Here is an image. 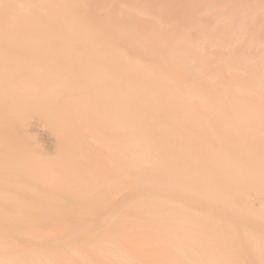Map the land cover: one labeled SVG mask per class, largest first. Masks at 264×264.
<instances>
[{"label": "bare ground", "instance_id": "6f19581e", "mask_svg": "<svg viewBox=\"0 0 264 264\" xmlns=\"http://www.w3.org/2000/svg\"><path fill=\"white\" fill-rule=\"evenodd\" d=\"M161 3L162 20L145 21L149 0H0V171L19 174L1 179L18 195L37 199L27 205L0 187V201L11 207L0 204V225L10 227L0 233V264H12V253L22 264H88L87 250L107 264H247L248 255L264 264V60L261 67L255 62L252 89L240 86L248 79L242 69L225 81L221 75L206 81L211 95L189 88L166 70L198 78V65L184 60L188 55L201 60L202 53L182 52L176 38L158 28L167 13L190 21L182 8ZM100 13L111 19L93 23ZM58 22L61 28L54 27ZM143 22L157 28L138 29ZM228 23L223 20L220 27L230 28ZM223 71L217 68L215 74ZM222 82L238 86L221 89ZM9 87L28 91H2ZM64 93L70 102L61 100ZM190 93L205 99L204 111ZM241 96L253 99L247 104ZM21 115L35 118L36 128L47 124V117L63 121L42 132L49 150L60 153L51 176L21 133ZM68 121L77 123L70 129L81 125L88 132L84 138L92 135L96 149L76 134L80 130L67 131ZM84 150L82 164L76 154ZM31 182L50 190L61 208H44L41 202L48 198ZM61 184L71 186L63 195ZM126 185L121 214L111 217L108 227L99 223L114 207L110 195ZM29 216L60 227L62 235L38 232ZM9 236L44 245L83 244L73 256L59 257L19 249Z\"/></svg>", "mask_w": 264, "mask_h": 264}, {"label": "rangeland", "instance_id": "374dc122", "mask_svg": "<svg viewBox=\"0 0 264 264\" xmlns=\"http://www.w3.org/2000/svg\"><path fill=\"white\" fill-rule=\"evenodd\" d=\"M161 1L162 0H149L150 8H147V9H149V11H147L146 14L142 15L144 18H146L145 21L151 20L153 18H159V19L162 20V16H163V14L165 12H164V7L162 6ZM167 1L169 2L170 6H177L179 9L182 8L181 9V11H183L182 14L183 13L184 14L188 13L189 15H187V17L189 18L190 21L188 23H185L181 18H177V17H173L171 19L170 14L167 13L166 17L164 18V20H166V21H164L165 22L164 25L160 24V26H158V28H162V27L165 28L164 31H165V33L167 35H170V36H173L174 38H176L177 46L182 52L186 53V50L188 48H191L194 51L196 50V51L201 52L202 53L201 58L203 57V59H204V60L203 59L200 60L197 57L188 55L186 57V59H185L186 61L184 60V62H186L188 64H191L193 66L195 64L198 65V67H199L198 69H200L198 78L187 77L186 75H184L182 73H177V72L176 73H172L169 70L168 71L166 70V72H168L167 75L173 74L174 76H176L179 79V81L182 84L190 85V86H188L189 88L190 87H191V89L195 88L200 93H203L205 95H211V91L209 90L206 81L216 82L217 81V77H219L220 75L221 76L219 78H223L224 81H225L227 79H230L233 75H236L237 74V70L242 69V71H243L242 75L248 77V79L244 82V84H241L240 86L243 89H246V88L252 89L253 86H252V83L250 84V81H253V83H254V76L257 75V72H256L257 71V67L256 66L260 63V67H261V65H262L261 61L264 60L263 59L264 57L261 59V56H260V55H262V52L264 51V0H245V1L244 0H237V3H236V0H167ZM234 1H235V3H234ZM191 6L193 7V9H192ZM91 19H94L92 22L95 23V21H97V20H103V19H109L110 20L111 18H110V16H105L104 13H100L99 16H94V18H91ZM212 20H213V23H212ZM223 20H226L227 22H229L228 24H229L230 28H222V27H220V25H222V23H223ZM218 21H220V23ZM215 24H217V25H215ZM92 25H94V24H92ZM62 26H63V24L61 22H58L56 25H54L55 28H61ZM138 27H139L138 29H142L143 31L146 28H150V27L151 28H157L155 24L154 25H152V24L149 25V23H145V22H143L141 25H138ZM224 30H226V31H224ZM249 30H250V32H249ZM226 32H227V34H224ZM234 32L236 33V35H235ZM223 37H226V38H223ZM188 39L189 40L192 39L191 43L188 42L189 41ZM223 39H226V40L223 41ZM227 39H228V41H227ZM229 39L232 40V41L230 42ZM252 39H254V40H252ZM249 43H251V44H249ZM184 47H186V48H184ZM249 48H251V49H249ZM244 49H246V50H244ZM258 49L260 51H258ZM234 53H235V57H233ZM255 53H256V55H255ZM237 54H238V56H237ZM228 57H229V60L228 59L225 60ZM238 58L240 60L243 59V62L240 61V64H239V59ZM237 59H238V61H237ZM259 59H261V60H259ZM245 61H249L251 64L247 63L246 65H244ZM200 62H202V63H200ZM226 62L227 63L229 62L228 66L233 70V72H232L231 69L230 70L226 69V67H227V65H225ZM255 62L258 63V64H256ZM220 67H221V69H220ZM211 68H213V69H211ZM217 68H218V70H221V72H222V70H224L223 73L222 74L221 73L220 74H218V73L215 74L216 73L215 71L217 70ZM244 76H242V77H244ZM181 77H182V79H180ZM201 79H203V81H204L203 83H202ZM14 85H16V84L14 83ZM228 86L229 85L226 82H224V83L222 82L220 84V88L221 89H225ZM234 86H238V85H233L231 87L233 88ZM19 88L20 87H18L17 91L20 92V93H24V91H28V90L24 89L23 87L22 88L24 90L22 88H20V89ZM5 89H3L2 91H4V92L10 91V92H13V93L17 92L15 90L17 88H15V87H14L13 90H12V87H11L12 91L10 90V87L7 88L6 91H5ZM42 89H43V91L41 90V88L39 89V90H41V91H39L40 93H45V92L48 91V89H44V88H42ZM64 94H65V96H64ZM64 94H62L60 96L61 100L62 101L65 100L67 102H70V101H68V99L69 100L71 99L69 94H67V93H64ZM190 95H191V97L193 99L198 101L199 107L201 106L200 109L204 111L206 109L205 99H204V101H202V99H201L202 97L200 98L199 95H197L195 93H192V94L190 93ZM262 97L264 98V89L262 90V95L260 97V101H261L260 104L263 107L264 99ZM241 98H242V96H241ZM244 99H245V102L247 101L246 103L248 104L249 101H251V99H253V98H251L249 96H246V97H244ZM21 119H22V122L25 124V130H24V127H23L22 132H21L22 135H26L27 134L26 135V137H28L27 139H31L32 140V141L29 140V142H33L32 143L33 145L31 144L32 147L30 145V149H32L34 152L38 151L37 152L38 153L37 156L42 160V162L45 163V164L43 163L44 166L47 168V171L49 170L47 173L51 176V174L55 172L56 167L54 166V163H55V160H57V158L60 155V153H58L59 151L49 150L50 142L46 138H44L42 136V132H48L49 129H50L49 125H53V126H55V128L59 127L61 124H63V121L59 120L58 118H55V120H53L54 118L53 119L50 118V120H53V121L49 122V118L47 117L45 119V120L48 121L47 124L43 123V126H41L39 128H36V127L33 126V124L36 121L35 118H31V117L26 116V115L24 117V115H21ZM71 122L74 123L75 121H68L69 124L67 122H64V124L67 123L66 125H68L67 131H69V130L72 131L74 128H76V129L73 130L74 133L76 132V130H80V132H76L77 135L81 134L83 138H84V136H87L88 132L83 131L84 128L81 127V125H78L79 129H77V126H76L77 123L76 122L74 123L76 125L73 124L72 129H70L71 127L69 128V125L71 124ZM82 128H83V130H82ZM91 136L92 135L88 136V138L85 137L84 141H85V139L87 140L86 143L88 141H90V142L87 143V145L89 147H91V148H93V145H94V148L96 149L97 145H95L93 143V141L91 139ZM102 138H104V137H102ZM261 140H262V144H261L262 153L260 154L261 155L260 158H261V162L263 161V166H264V135H261ZM46 150H47V152H46ZM86 154L88 155V152L86 153L85 150L82 151V152L80 151V152H78V154H76V156L80 157V158H78V157L77 158L82 162V164H84V161L86 162V159H87L85 157ZM90 155H91V153H89V156ZM262 156H263V159H262ZM79 160H77V161H79ZM80 161H79V163H81ZM64 165H66V164H64ZM69 172H70V170H69ZM16 174L17 173L13 172V170H11V171H9L7 173L4 172V171H0V175H2V176H0V187L2 189H6L5 191H8L10 194L15 195L17 193L16 194L17 197L22 202L24 201L27 205L28 204H30L31 206L34 205L35 201L37 200V199H35L34 195H31V194H26L25 195L24 193H21V194L18 195V192L12 190L11 188H8L7 186H4V183L2 182L3 181L2 179L4 177L5 178L7 177V179H8V177H9V179H15L19 175V174H17V175ZM3 175H5V176L3 177ZM73 175H75L74 172H73ZM1 177H3V178L1 179ZM25 180L29 182L28 179L25 178ZM31 184L35 185L34 187L36 189L44 190V192L46 193V194L43 193L42 196H44V197H46L48 199L44 200L46 202L43 201L44 204H43V202H41V204L43 205L44 208H47L48 211H49V209H50V211H57V210H59L61 208V207H59V206H61V204L57 203L58 199L57 198L56 199L51 198L49 196V195H52L49 192L50 190L45 189L44 185L40 184L39 182H31ZM61 185H60V188L65 189V190L67 188L66 191L62 190V189L58 190L59 193L61 195H63V193H66L68 191V188H70L71 186L68 187L67 184H64V186H63V184H61ZM65 186H66V188H64ZM125 187L127 188V185L124 186V188ZM122 188L123 187H121L119 189L120 191L117 190V191H119L121 193L115 191L114 194L110 195L111 197L109 196L111 199L113 197L115 202L113 200H111V201H113V203H115V204H114V207H112L111 212L107 211L108 213H106L105 216L102 218V220H100L99 223H102L104 226L108 227L109 223L111 222V217L118 216L119 214H121V213L117 214L118 211L121 212L124 209V204H122V202H123V198L122 197L128 192V190H130V188L128 186V188H127L128 190L125 188L126 189L125 191L123 190L124 188L123 189ZM11 190H12V193H11ZM60 190H62V191H60ZM115 194H118L119 197L117 195H115ZM20 195H22V196H20ZM121 198H122V200H121ZM119 200H120V202H119ZM37 203H38V201H37ZM55 203H57V204H55ZM254 203H257L255 205V207L257 209L260 208L258 202H254ZM0 204L4 205L5 207L9 206V208H11L10 205H6L4 203V201H0ZM62 204H64V203H62ZM129 205H131V203ZM49 207H51V208H49ZM54 207H55V209H54ZM120 207H121V209H120ZM23 213H24V215H23ZM23 213H21L22 216H25V217L28 216V213H27V215H25L26 214L25 212H23ZM31 217L32 216H29L27 218L28 219H33L34 222L36 221L35 223L38 226L41 224V226H40L41 228L40 227L38 228V226H34V229L38 230V232H40V233L44 232V234H47L49 232L48 235L51 236V237H57V236H59V234L62 235V233H61L62 231H60V229H61L60 227L57 226V229H56V225H51V224H48L49 225V227H48L45 223H44L45 224L44 225V224H42L40 222L38 223L37 220H34V219H36L35 217H32V218ZM50 226L54 227L56 229V231H55L54 228H52ZM5 227L6 226L2 227L0 225V233H2L4 231L7 232L6 229L9 226H7L6 228ZM3 228H4V230H3ZM39 229H43V231H41ZM253 229L258 230L255 227H253ZM58 231H60V233H58ZM6 232L4 234H6V236H7ZM9 237L10 238H8L7 241L10 244H15L17 247H19V249L30 250V248L32 247L33 250H31V251H35L34 248H36L37 249L36 251H38L39 253L43 251L42 253L45 252L46 254H51L53 256H59V257L64 256L63 254H65V255L68 254V255L71 256L72 253L74 252V248L76 247V245L81 246L83 244L82 241H79V242H76L75 246L73 244L72 247L70 245H64V244L62 245V244L53 243V242H50V243L48 242L50 245H48V244L44 245V243H42L40 241L32 240V239H26L25 240L23 238H18L17 236L16 237L15 236H13V237L9 236ZM42 245H44V246L42 247ZM46 245H48V246H46ZM159 245H160V248H162L161 247L162 245L160 243L158 245L156 243V246L154 245L155 249L158 248V250H160ZM68 246H70L71 248L68 247ZM67 247H68L69 250L67 249ZM38 249H40V251ZM68 251H70V253ZM87 251L89 252V256H90V261L88 262V264H90V262L92 264H107L96 253L92 252L91 250H87ZM160 253H163V252H160ZM147 255H148V259H146V260H150V255L149 254H147ZM9 256L12 257L11 258L12 259V264H22L23 258L20 257L19 254H13L12 253ZM137 262L138 261L135 260V263H137ZM244 262L247 263V264H258L259 263L258 259L256 257H254L253 255L245 256ZM73 263L76 264L75 262H73ZM6 264H9V263L7 262ZM32 264H34V262H32Z\"/></svg>", "mask_w": 264, "mask_h": 264}]
</instances>
